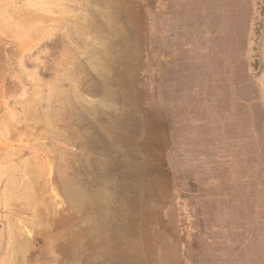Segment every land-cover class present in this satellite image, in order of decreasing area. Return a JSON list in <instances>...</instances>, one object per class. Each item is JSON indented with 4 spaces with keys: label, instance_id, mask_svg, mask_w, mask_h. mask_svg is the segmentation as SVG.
Instances as JSON below:
<instances>
[{
    "label": "rangeland",
    "instance_id": "rangeland-1",
    "mask_svg": "<svg viewBox=\"0 0 264 264\" xmlns=\"http://www.w3.org/2000/svg\"><path fill=\"white\" fill-rule=\"evenodd\" d=\"M46 4L0 0V264H264V0Z\"/></svg>",
    "mask_w": 264,
    "mask_h": 264
},
{
    "label": "bare ground",
    "instance_id": "bare-ground-1",
    "mask_svg": "<svg viewBox=\"0 0 264 264\" xmlns=\"http://www.w3.org/2000/svg\"><path fill=\"white\" fill-rule=\"evenodd\" d=\"M46 2H47V0H27V5H28V7L26 8V9H24V10H22V12L24 13L23 15H22V19H23V17H25L26 15L27 16H30L29 18H30V20H33L34 22L33 23H23V22H21L20 24H19V26H21V27H23V28H26L27 26H32L33 25V27L34 26H36L37 24H38V20H39V22L41 21V18H40V16H38L36 13H33L32 14V12L30 11V8H32L33 9V11H35L36 12V10H37V8H39V10L41 11V9L43 8V10L42 11H44V12H48V11H50L52 8H53V6L52 5H49V4H46ZM4 9V8H3ZM90 10V9H89ZM21 11H20V14L22 13ZM36 15V16H35ZM47 15V14H46ZM45 15V16H46ZM53 15H54V13H53ZM49 16H51V14L49 15ZM14 17H16V16H14ZM13 17V18H14ZM45 18V17H44ZM52 18V17H51ZM50 18V19H51ZM16 19V18H15ZM24 20V19H23ZM22 20V21H23ZM47 24V23H46ZM45 24V25H46ZM66 27V26H65ZM10 33V32H9ZM30 38V37H29ZM100 38V37H99ZM27 39V38H26ZM25 39V41H27ZM38 103V102H37ZM35 106V105H34ZM31 113V112H30ZM28 114V113H27ZM25 116H26V114H25ZM0 172H1V170H0Z\"/></svg>",
    "mask_w": 264,
    "mask_h": 264
}]
</instances>
